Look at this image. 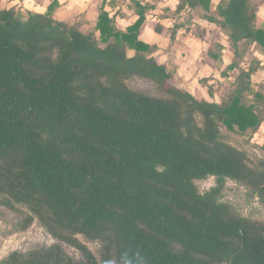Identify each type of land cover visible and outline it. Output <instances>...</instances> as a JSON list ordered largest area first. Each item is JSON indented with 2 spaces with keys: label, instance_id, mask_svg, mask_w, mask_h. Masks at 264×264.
<instances>
[{
  "label": "trees",
  "instance_id": "1",
  "mask_svg": "<svg viewBox=\"0 0 264 264\" xmlns=\"http://www.w3.org/2000/svg\"><path fill=\"white\" fill-rule=\"evenodd\" d=\"M114 2L98 7L91 32L57 18V1L43 12L0 6V206L18 216V231L36 219L57 241L0 264H264V221L222 200L231 180L264 208V138L254 142L264 80L253 78L264 60L241 63L240 50L253 45L264 56L260 3L175 0L174 12L200 7L214 25L210 58L219 59L220 31L231 42L232 88L216 99L200 79L206 99L176 85L177 67L141 39L154 6L132 0L126 18ZM188 23L205 37L206 27ZM130 78L152 81L162 96L130 88ZM208 177L214 184L200 192L195 182ZM81 237L99 243V259Z\"/></svg>",
  "mask_w": 264,
  "mask_h": 264
},
{
  "label": "rangeland",
  "instance_id": "2",
  "mask_svg": "<svg viewBox=\"0 0 264 264\" xmlns=\"http://www.w3.org/2000/svg\"><path fill=\"white\" fill-rule=\"evenodd\" d=\"M37 1L38 3H48V1L50 2L51 0ZM67 1L68 3L64 7V9H61L59 15L67 17L71 22H75L84 31L91 32L95 25L96 17L98 14V7L102 0H89V2H91L89 5L87 4L88 0ZM139 1L143 2V4L147 3L154 6V9L150 8L147 11L148 21L146 23V26L142 27V31L150 33V29L157 25L158 28L161 30V34L157 38L154 36L155 43L158 44L157 46H168V38L172 34V26L174 24H187L188 21H191L198 25L202 24L201 26H207L208 29L212 28V26H210L204 18L205 11L200 7H197L195 9H186L180 13H176L174 12V8L165 10V3H163L161 0ZM218 1L219 0H214V2ZM254 1L260 3L261 5L258 11V19L256 25L264 26V3L262 2L263 0ZM23 2L26 4V6L29 5L28 0H0V6L5 8H23ZM131 3L132 0H116V4L120 6L119 8H123L125 10L127 16L126 18H129L133 14V11H131L128 7V4ZM120 22L125 25L127 24V22H129V19H122L120 20ZM187 25L190 26L188 28H176L175 34L179 37L178 40L176 39L173 44H171L170 50L172 54L175 56V53L183 54L182 56H184V61H182V63H185L186 65L191 67L192 72L195 75L199 74V71L204 70V72L208 73L213 69L214 75L213 77H210L209 83L214 85V92H216L217 97L225 95L231 90L230 88L232 87L229 86V84L230 82L234 81V77L237 71L225 70V68L230 64L227 54V62L219 63L218 65H216V68L214 63L211 62L209 58H207L204 52V45L200 41L196 40L197 37L192 33L191 24L188 23ZM208 33L209 35H206V37L210 38L214 35L212 30H210V32ZM217 37L220 42L227 40L231 46V42L228 40V38H224L225 35L223 31H220ZM182 38L185 42H179V40ZM219 49L216 48V52L219 51ZM240 50L242 51V53L244 52L241 55L243 58L241 60V63L246 60H249L251 55L257 56L259 58L263 57L261 53L254 48L253 45H241ZM158 52L160 55L165 56L166 54L161 48H159ZM183 76L184 77H180L177 70L175 76L176 85L187 89L188 91L196 95L198 98L209 99L206 91V85L208 83H206V85H202L199 81L198 85L192 86L191 79H189L190 77H188L187 74H184ZM255 76L256 77H254V82L264 80V70H260ZM126 83L130 88L143 92L145 94L151 96H162V94L156 90L155 84L150 80L141 78H130L126 81ZM224 134L227 136L226 140L228 142L234 144L235 146L245 148L247 151H249L250 155L253 158L262 155L259 150L254 149L253 146H250V144L246 142L247 137L227 131H224ZM260 138H264L263 124L259 128L258 132L254 135V142H260ZM250 142L252 143V141ZM195 183L199 191L204 192L214 184V178L208 177L206 179L197 180ZM222 194V200L224 202L232 204L243 216H248L250 218H255L264 221V208L258 204V201L255 198L249 196L248 192L243 186L236 184L231 180H227ZM20 207L26 210L24 206ZM18 221V216L14 212L6 209L5 207L0 206V260L6 257L12 251L26 253L31 249L50 246L57 242L48 234L46 229L38 220L35 219L32 225H30L25 231L17 230ZM81 239L88 245V247L92 250L95 256L99 259V243L97 241L88 240L83 237H81ZM60 244L64 251L75 262H82V257L76 249L70 247L65 243Z\"/></svg>",
  "mask_w": 264,
  "mask_h": 264
},
{
  "label": "crops",
  "instance_id": "3",
  "mask_svg": "<svg viewBox=\"0 0 264 264\" xmlns=\"http://www.w3.org/2000/svg\"><path fill=\"white\" fill-rule=\"evenodd\" d=\"M29 2V5H27L26 6V4L24 3V6L23 7H25V8H28V9H31V10H34V11H41V12H43V11H45V9L47 8V6L49 5V4H51L52 2H55V1H57L58 2V5L55 7V11H54V15L57 17V18H60V19H66V20H69L67 17H64V16H60L59 15V13H60V11H61V9H64V7L66 6V4L68 3V1L67 0H51L50 2L48 1V3H46V2H44V3H38V1L37 0H28ZM110 1H115L114 3L116 4V0H102L101 1V3H100V5L102 4V2H104L105 3V7H106V9H108V10H111V4H110ZM163 3H165V7H170L169 9H172V8H174V6H175V0H161ZM91 2H89V0L87 1V4L89 5ZM99 5V6H100ZM120 6H118L117 4H116V7H115V9H114V11L115 10H117V8H119ZM175 10V9H174ZM148 21V20H147ZM147 21L144 23V25H143V27L144 26H146V23H147ZM208 23V22H207ZM127 24H128V22H127ZM180 24V23H179ZM210 26H212V28H210V29H208L207 28V26H204V27H206V30H207V34L206 35H209V33L208 32H210V30H212V32H213V29H214V25H211L210 23H208ZM126 25V24H125ZM175 25V24H174ZM173 25V26H174ZM200 26L202 25V24H199ZM156 26V25H155ZM172 26V27H173ZM185 28V27H184ZM153 29V30H152ZM152 29H150L151 30V32L150 33H147V32H143L142 30H141V39L142 40H144L145 42H147V43H150V44H155V45H158V44H156L155 43V37L157 38L160 34H161V30H160V32H156L155 31V27H153ZM177 29H180V27L179 28H177ZM147 33V34H146ZM153 33V34H152ZM206 35H205V37L203 38V39H199V38H196V40H198V41H200L203 45H204V47H205V54H206V56H207V58H209V60L211 61V62H213L214 63V65L216 66V65H218L219 63H221V62H224V63H226L227 62V55H228V60H229V62L231 63L232 61H233V53H232V51H231V46H230V44L228 43V41L226 40V41H221L220 42V40H218V37L216 36V41H215V43H218L220 46H221V49H220V54H219V59H212V58H210L209 56H208V54H207V50L209 49V47H210V43H211V41L213 42V38H212V36L209 38V37H206ZM219 35V34H218ZM155 36V37H154ZM178 37L179 36H176V34H175V38L173 39V40H171L170 39V37L168 38L169 39V44H168V46H158V48H161L166 54H165V56L164 55H160V59L162 60V61H167V58L169 59V61H173V64L177 67V70H178V74H179V76L181 77H184L183 75L184 74H187V76L188 77H190L189 79H191V85L192 86H195V85H198V82H199V80L200 79H203V78H207L208 79V81H207V83L208 84H210L209 83V79H210V77H213V73H214V70L212 69L210 72H204V70L203 71H199V74H197V75H195L193 72H192V69H191V67H189L188 65H186L185 63H182V61H184V56H182L183 54H179V53H175L176 54V56L175 55H173L172 54V52H171V50H170V48H171V44H173V42L177 39L178 40ZM209 38V39H208ZM225 39H226V36L224 37ZM182 41H184V39L182 38V39H180L179 40V42H182ZM185 42V41H184ZM214 44V43H213ZM218 52V51H217ZM223 53V54H222ZM227 54V55H226ZM181 55V56H180ZM262 56H263V54H261ZM259 58V57H258ZM259 59H262V60H264V56L262 57V58H259ZM216 68H217V66H216ZM264 70V69H263ZM260 71V70H259ZM258 71V72H259ZM257 72V73H258ZM256 73V74H257ZM255 74V75H256ZM254 75V77H256ZM253 77V78H254ZM185 81V80H184ZM258 82H260V81H258ZM215 98L217 99L218 97L216 96V92H215ZM264 125V124H263ZM262 126V125H261ZM260 126V127H261Z\"/></svg>",
  "mask_w": 264,
  "mask_h": 264
}]
</instances>
